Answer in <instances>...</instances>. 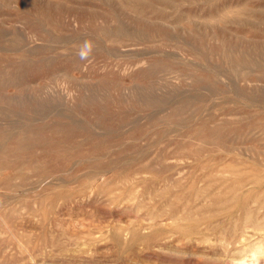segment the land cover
<instances>
[{
	"label": "rangeland",
	"instance_id": "1",
	"mask_svg": "<svg viewBox=\"0 0 264 264\" xmlns=\"http://www.w3.org/2000/svg\"><path fill=\"white\" fill-rule=\"evenodd\" d=\"M238 182L264 187V0H0V264H195L130 231Z\"/></svg>",
	"mask_w": 264,
	"mask_h": 264
},
{
	"label": "bare ground",
	"instance_id": "2",
	"mask_svg": "<svg viewBox=\"0 0 264 264\" xmlns=\"http://www.w3.org/2000/svg\"><path fill=\"white\" fill-rule=\"evenodd\" d=\"M259 182L254 183L253 190L244 189L250 183L238 182L232 187L228 184L230 188L225 192L198 194V191L188 197L185 195L163 199L162 203L166 204L167 208L163 205L156 206L147 212L148 219L153 222L152 228L155 227L153 232L143 235L139 229L133 228L130 231V244L135 245L136 241L142 240L141 242L150 249L160 237L173 239L174 235L179 234L182 240H195V243L188 247L189 252L183 253L173 246L174 248L166 253L178 260L185 261L186 258L182 254H186L190 261L201 264V257L195 255L194 251L204 246L203 251L211 254L212 260L203 264H220V261H224L223 264H264V190L262 191L263 186H259ZM166 222L172 223L173 226L165 229L163 224ZM166 225L169 227V224ZM115 232L113 239L120 243L122 233L119 230ZM211 237H215L217 241L210 243ZM166 245L169 248L168 242Z\"/></svg>",
	"mask_w": 264,
	"mask_h": 264
}]
</instances>
